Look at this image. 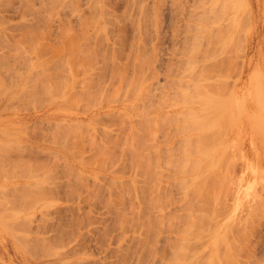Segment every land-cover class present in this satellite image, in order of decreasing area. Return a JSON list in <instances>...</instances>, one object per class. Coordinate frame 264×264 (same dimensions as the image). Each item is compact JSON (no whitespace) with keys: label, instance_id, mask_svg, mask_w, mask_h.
<instances>
[{"label":"rangeland","instance_id":"rangeland-1","mask_svg":"<svg viewBox=\"0 0 264 264\" xmlns=\"http://www.w3.org/2000/svg\"><path fill=\"white\" fill-rule=\"evenodd\" d=\"M171 262L264 264V0H0V264Z\"/></svg>","mask_w":264,"mask_h":264},{"label":"bare ground","instance_id":"bare-ground-1","mask_svg":"<svg viewBox=\"0 0 264 264\" xmlns=\"http://www.w3.org/2000/svg\"><path fill=\"white\" fill-rule=\"evenodd\" d=\"M221 4H222V3H221ZM202 5H203V4H202ZM202 5H201V7H203ZM198 6H199V5H198ZM199 8H200V7H199ZM205 9H206V8H205ZM196 14H197V13H196ZM201 14H202V13H201ZM192 15H193V14H192ZM197 15H198V14H197ZM197 15H196V17H197ZM191 17H193V16H191ZM194 17H195V16H194ZM188 18L190 19V17H188ZM197 18H198V17H197ZM234 18H235V17H234ZM189 19H188V20H189ZM192 19H195V18H191V20H192ZM200 19H201V18L199 17V18H198V20H199L198 23H200V21H201ZM191 20H190V21H191ZM156 21H157V20H156ZM192 21H194V20H192ZM195 21H196V19H195ZM157 23H158V22H157ZM200 24H201V23H200ZM200 24H199V25H200ZM202 24H204V23H202ZM190 25L193 26L194 24H190ZM197 25H198V24H197ZM195 26H196V25H195ZM201 26H202V25H201ZM201 26H200V27L198 26L197 28H199V29L197 30V28H196V30H197V31H201V28H202V30H204V28L206 27V26H205V27H204V26L201 27ZM188 27L192 28L191 26H188ZM203 27H204V28H203ZM205 29H206V28H205ZM189 30H190V29H189ZM191 30H192V29H191ZM196 30H194V28H193V32L195 31L194 34L196 33ZM205 32H206V31H205ZM198 33H199V32H198ZM196 34H197V33H196ZM199 34H200V33H199ZM202 35H203V31H202L201 36H202ZM201 36H200V37H201ZM205 38H207V37H205ZM195 39H196V38H195ZM202 39H203V38H202ZM204 40H208V39H204ZM212 40H213V39H212ZM194 41L197 42V39L194 40ZM225 41H226V42H229V41H228V38H227ZM203 42H204V41H203ZM216 42L218 43L217 40H216ZM207 43H208V41H207ZM209 43H210V41H209ZM209 43H208V44H209ZM212 44L214 45V43H212ZM228 44H229V43H228ZM192 46H193V45H192ZM209 46H210V45H209ZM194 47H195V46H194ZM224 47H225V46L223 45L221 48L223 49ZM192 48H193V47H192ZM221 48H220V49H221ZM222 49H221V50H222ZM72 52H73V51H72ZM199 53H200V52H197V55H199ZM174 54H175V53H174ZM74 57H75V56H74ZM75 59H76V58H75ZM208 59H209V58H208ZM192 60H193V58H192ZM203 62H204V61H203ZM209 62H210V61H209ZM193 63L195 64V62H193ZM199 64H200V63H199ZM199 64H198V65H199ZM201 64H202V62H201ZM207 64H208V62H207ZM198 65H197V66H198ZM205 65H206V64H205ZM206 66H207V65H206ZM209 66H210V64H209ZM201 67H202V66H201ZM201 67H200V68H201ZM204 67H205V66H204ZM210 67H211V66H210ZM213 67H214V66H212L211 68H213ZM214 68H215V67H214ZM214 68H213V69H214ZM201 69H203V67H202ZM203 70H205V72H206L207 69L205 68V69H203ZM214 70H215V69H214ZM208 71H209V70H208ZM207 73H208V72H207ZM209 73H210V71H209ZM211 73H212V72H211ZM70 74H71V73H70ZM192 74H194V73H192ZM70 76H73V75L71 74ZM193 77H194V76H193ZM70 78H71V77H70ZM195 78H196V77H195ZM70 80H72V79H70ZM173 83H174V82H173ZM145 85H146V84H145ZM196 87H199V86H196ZM202 87L205 88L204 90H206V94H207V93H208L207 91L209 90V87H210V86L207 85V86H202ZM71 88H72V87H71ZM69 93H72V91H70ZM148 93H149V92H148ZM141 94H142V93H141ZM69 95H70V94H69ZM69 95H68V96H69ZM71 96H72V95H71ZM71 96H69V97L71 98ZM143 96H144V94H143ZM67 98H68V97H67ZM67 100H68V99H67ZM69 100H71V99H69ZM66 103H67V102H66ZM68 104H69V103H68ZM63 105H64V104H63ZM167 105H168V104H167ZM148 106H149V104H148ZM130 109H131V108H130ZM133 110H134V109H133ZM142 110H143V109H142ZM173 112H174V111H173ZM173 112H172V113H173ZM175 113H176V112H175ZM175 113H174V114H175ZM174 114H173V115H174ZM170 115H171V114H170ZM147 116H148V115H147ZM175 116H176V114H175ZM74 118H76V117H74ZM170 118H174V116H172V117H170ZM145 119H146V118H145ZM147 119H148V118H147ZM147 119H146L145 121H143L144 124L146 125L145 130H146V128H147V129L150 128V125H149V124L152 122V121H149V119H148V121H147ZM71 121H72V120H71ZM78 122H79V121H78ZM145 122H147L148 124L145 123ZM71 123H72V122H71ZM173 123H174V122H173ZM142 124H143V123H142ZM144 124H143V125H144ZM145 125H144V126H145ZM81 127H82V126H81ZM169 128H170V127H169ZM131 129H132V128H131ZM150 130H152V129H150ZM148 131H149V130H147V132H148ZM154 132H155V131H154ZM151 133H152V131H151ZM149 138H150V136H149ZM137 139H139V138L137 137ZM137 139H135V138L132 139L133 142H137V144L134 143V146H135V147L132 145V146L135 148V149H132V150H134V153L136 154V155H135V154L133 153V151H132V156H134L135 159H138V156L141 157L140 155L143 153V150H144V148H145V147H144V148L140 151V148H141V146H140L141 144H140V143H141L142 141H141L140 139H139V141H137ZM134 140H135V141H134ZM138 142H139V143H138ZM166 144H167V143H166ZM143 145H144V144L142 143V146H143ZM137 146H138V148H137ZM146 149H147V148H146ZM146 149H145V150H146ZM135 150H137V151H135ZM138 150H139V151H138ZM149 151H150V148H149ZM151 151H152V150H151ZM136 152H137V153H136ZM139 152H140L141 154H139ZM160 152H161V151H160ZM143 154H144V153H143ZM146 154H148V153H146ZM146 154L143 155V156H144V159H143L144 161H145V159L147 160V157H146L147 155H146ZM157 154H158V153H157ZM159 154H160V153H159ZM137 155H138V156H137ZM135 156H137V158H136ZM149 156H151V155H149ZM145 157H146V158H145ZM142 158H143V157H142ZM140 159H141V158H139L138 160H140ZM155 159H156V158H155ZM141 160H142V159H141ZM148 160H149L151 163H150L149 161H147V163L149 162L150 164H149V163L146 164V161H145V163H143V164H146V166L149 165L150 168H151V165L153 166V162L150 160V158H149ZM152 160H153V159H152ZM144 161H143V162H144ZM154 161H155V160H154ZM157 165H158V164H157ZM136 166H137V165H136ZM140 168H141V167H140ZM144 169H146V168H144ZM148 169H149V167L147 168V171H148ZM150 171H151V170H150ZM154 171H155V170H154ZM148 172H149V171H148ZM144 173H145V172H144ZM150 173H151V172H150ZM156 174H157V173H156ZM153 175H154V174H153ZM154 176H155V175H154ZM156 176H157V175H156ZM157 190H158V189H157ZM149 191H150V189H149ZM155 191H156V190H155ZM160 192H161V191H160ZM152 193H153V191H152ZM152 193H151V194H152ZM155 193H156V192H155ZM155 193H153V195H154ZM151 194H150V195H151ZM160 194H161V193H160ZM152 197H153V196H152ZM152 197H151V198H152ZM159 197H160V195H159ZM149 199H150V198H149ZM149 199H148V201H149ZM150 200H152V199H150ZM153 200H154V199H153ZM153 200H152V201H153ZM156 200H157V198L155 199V201H156ZM160 200H161V198H160ZM158 201H159V199H158ZM149 202H150V201H149ZM164 203H165V202H164ZM155 204H156V203H155ZM161 204H162V203H161ZM150 206H151V205H150ZM157 206H158V205H157ZM153 207H154V206H153ZM151 210H154V209H151ZM141 213H142V212H141ZM166 216H167V215H166ZM160 218H161V217H160ZM170 218H171V217H170ZM172 218H173V216H172ZM168 219H169V218H168ZM175 219H176V218H175ZM169 220H170V219H169ZM171 220H173V219H171ZM155 221H156V220H155ZM158 221H159V220H158ZM160 221H162V220H160ZM160 221H159V222H160ZM163 224H164V223H163ZM163 224H162V225H163ZM153 225H154V224H153ZM150 226H151V223H150ZM159 226H161V225H159ZM172 226H173V225H172ZM148 227H149V226H148ZM159 228H160V227H159ZM156 236H157V235H156ZM165 251H166V250H165ZM172 251H174V250H172ZM174 252H175V251H174ZM174 252H172V253H174ZM182 253H183V252H182ZM182 253H181V254H182ZM174 254H175V253H174ZM172 255H173V254H172ZM174 258H176L175 255H174ZM174 261H175V259H174ZM170 264H173V262H171ZM174 264H175V262H174Z\"/></svg>","mask_w":264,"mask_h":264}]
</instances>
